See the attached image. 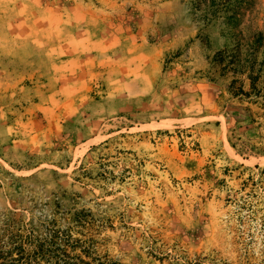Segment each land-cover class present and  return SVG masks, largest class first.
<instances>
[{
  "label": "rangeland",
  "instance_id": "rangeland-1",
  "mask_svg": "<svg viewBox=\"0 0 264 264\" xmlns=\"http://www.w3.org/2000/svg\"><path fill=\"white\" fill-rule=\"evenodd\" d=\"M0 264H264V0H0Z\"/></svg>",
  "mask_w": 264,
  "mask_h": 264
}]
</instances>
